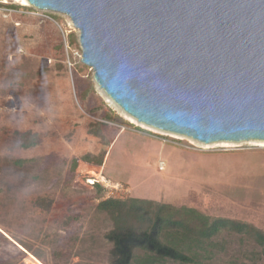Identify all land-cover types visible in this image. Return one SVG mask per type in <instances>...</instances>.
Masks as SVG:
<instances>
[{
    "label": "rangeland",
    "instance_id": "1",
    "mask_svg": "<svg viewBox=\"0 0 264 264\" xmlns=\"http://www.w3.org/2000/svg\"><path fill=\"white\" fill-rule=\"evenodd\" d=\"M0 3L19 6L0 7V163L31 160L0 169V198L12 185L24 194L10 209L2 201L0 264H111L103 240L111 223L96 209L88 178L102 184L103 198L186 206L264 229V141L204 144L134 124L82 63L79 32L66 15ZM107 114L117 118L102 129L107 142L114 138L110 146L88 132ZM13 132L37 135L39 144L10 152ZM103 150L101 166L81 160ZM38 197L52 199L47 213L31 205ZM235 231L218 228L215 262H249L255 237Z\"/></svg>",
    "mask_w": 264,
    "mask_h": 264
},
{
    "label": "water",
    "instance_id": "2",
    "mask_svg": "<svg viewBox=\"0 0 264 264\" xmlns=\"http://www.w3.org/2000/svg\"><path fill=\"white\" fill-rule=\"evenodd\" d=\"M66 15L82 63L138 123L264 141V0H27Z\"/></svg>",
    "mask_w": 264,
    "mask_h": 264
},
{
    "label": "trees",
    "instance_id": "3",
    "mask_svg": "<svg viewBox=\"0 0 264 264\" xmlns=\"http://www.w3.org/2000/svg\"><path fill=\"white\" fill-rule=\"evenodd\" d=\"M0 7L17 9L19 6ZM116 116L107 114L102 122L94 123L88 130L89 134L99 138V141L110 146L114 138L107 142L103 128L108 123H115ZM121 121V120H120ZM10 152L29 150L39 144L37 135L12 133ZM106 151L98 154H86L81 157L83 162L101 166ZM13 156V155H12ZM31 160L21 157H8L0 163L3 166L19 168ZM86 182L94 188L96 209L110 221L111 227L103 234V240L110 246L111 264H236L233 262H215L211 248L215 245L213 236L220 226L232 224L236 233L250 232L255 237V249L247 255V264H264V229L250 223L225 218L211 219L197 209L161 204L149 199L103 198V186L94 178ZM21 185H12L3 198H0V213L4 209L2 201H6L5 209H10L23 198ZM0 188V194H1ZM47 198V197H46ZM41 200V201H40ZM43 200V201H42ZM51 198H35L31 205L34 208L48 212ZM2 206V207H1ZM21 252L27 254L28 248L22 242L15 240Z\"/></svg>",
    "mask_w": 264,
    "mask_h": 264
},
{
    "label": "bare ground",
    "instance_id": "4",
    "mask_svg": "<svg viewBox=\"0 0 264 264\" xmlns=\"http://www.w3.org/2000/svg\"><path fill=\"white\" fill-rule=\"evenodd\" d=\"M16 1H21L22 2V4L23 5H29L28 3H27V0H16ZM127 118H129L134 124H136V125H138V126H142V127H144V128H146V129H152L151 127H149V126H146V125H143V124H141V123H138L135 119H132V118H130V117H127ZM153 130H156L155 128H153ZM256 141V140H255ZM259 141V140H258ZM257 141V142H258ZM224 143H226V142H224ZM229 143V142H228ZM252 143V142H251ZM216 144V143H215ZM220 144V143H219ZM258 144V143H257ZM221 145H223V146H225L224 144H221ZM262 145V144H261ZM262 147V146H261Z\"/></svg>",
    "mask_w": 264,
    "mask_h": 264
}]
</instances>
